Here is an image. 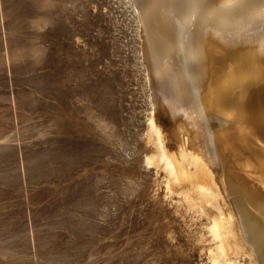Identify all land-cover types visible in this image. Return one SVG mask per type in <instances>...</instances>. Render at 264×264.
<instances>
[{
  "label": "rangeland",
  "instance_id": "374dc122",
  "mask_svg": "<svg viewBox=\"0 0 264 264\" xmlns=\"http://www.w3.org/2000/svg\"><path fill=\"white\" fill-rule=\"evenodd\" d=\"M137 17L130 0H0V264L211 263L146 164Z\"/></svg>",
  "mask_w": 264,
  "mask_h": 264
},
{
  "label": "bare ground",
  "instance_id": "6f19581e",
  "mask_svg": "<svg viewBox=\"0 0 264 264\" xmlns=\"http://www.w3.org/2000/svg\"><path fill=\"white\" fill-rule=\"evenodd\" d=\"M130 1L152 105L146 164L201 221L210 264H264V0Z\"/></svg>",
  "mask_w": 264,
  "mask_h": 264
}]
</instances>
